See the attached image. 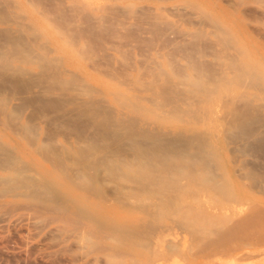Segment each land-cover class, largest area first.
Segmentation results:
<instances>
[{
	"label": "bare ground",
	"instance_id": "6f19581e",
	"mask_svg": "<svg viewBox=\"0 0 264 264\" xmlns=\"http://www.w3.org/2000/svg\"><path fill=\"white\" fill-rule=\"evenodd\" d=\"M70 2L69 9L65 7L66 11L62 5L63 0H23L24 6L34 11L37 18L42 19L53 29L54 35L56 34L59 38L55 37L57 41L60 40L64 47H73L80 58L96 66L99 64L96 60V52H102V59L111 55L101 40L104 35H99L100 39L95 36L88 41H82L79 39L80 35L77 34L74 22L77 19L85 21L87 26L84 27L94 33L96 30L99 31L106 18V23H109L111 30L108 31L105 27L102 29H107L105 31L111 34L114 32L112 26L115 22H111V17L108 15L113 12L116 5L96 6L99 13L93 14L89 11L91 7L86 3L80 0H70ZM1 7L5 9L3 5ZM117 7L122 10L119 6ZM132 8L128 6L125 8L127 11L124 12L128 13ZM138 8L137 11H144L145 7L143 9L141 7L140 10ZM166 10L169 14L170 9ZM145 11L149 10L145 8ZM172 11L176 14V10ZM2 12L0 11V20L6 22L9 17L5 19V14ZM170 14L172 15L173 12ZM184 14H182L183 21L186 20ZM113 15L115 14L112 13ZM139 15L141 18L144 17V13L143 17L137 13L138 17ZM180 15L181 11L175 16ZM190 15L184 24H188V21L191 23ZM116 16L114 17L117 19ZM138 17L132 18L136 21L131 24V27L136 25ZM140 17L138 20L143 22L144 18ZM100 19H104V22L102 23ZM258 19L259 22L260 18ZM177 21L175 20V23ZM198 21L196 25L203 23L202 20L199 23ZM145 23L148 28H141L143 31L139 30L141 25H137L138 28L135 26L134 30L128 27V30L130 28L133 32L143 33L144 30L151 32L152 29L149 26L154 22L150 25L147 21ZM192 23L195 24L194 21ZM170 24L172 25L169 23L168 26ZM208 26L210 27L209 24ZM162 28L157 29L156 26V32L164 34L161 32ZM128 30L124 33L127 34L126 36L137 35L136 33L132 35V32ZM168 31L171 34L172 29ZM157 33L156 37L159 40L160 35ZM199 33L203 37L202 32L196 35L198 36ZM20 34L18 31L16 33V30L0 31V78L2 80L0 81V228L12 227L13 230L24 231L30 237L39 238L40 241L35 244L27 235H21L18 245L10 249L4 246L3 240L0 239L1 260L4 261L9 257L16 261L15 264L26 261L31 264L40 262L43 264H152L154 260L164 261L168 252L175 253L178 250L176 242L168 239L170 224H167V219L170 217L192 234H187L184 230L189 238H192V244H190L192 247L188 246L191 252L193 250L203 256L212 257V253L215 252H222L223 255L225 254L223 251L237 250L253 242L258 246L264 245V206L254 203L243 211L237 208L231 210L229 214H227L228 211H224V203L240 204L236 201L239 199V194L233 191L230 184L232 182L227 180L230 182L228 183L219 179V173L216 172L214 164L215 149L210 151L204 143L197 140L195 133L196 120L203 119L206 115V103L216 100L224 111L223 117L219 120H223L226 124L221 131V135L225 134L228 137V140L224 138L225 141L234 143H236L235 140L243 141L244 144H241L246 147L240 148V144L234 146V151L237 147L240 151L236 150L240 153L238 156L251 153L249 157L252 154L256 157L252 160L256 164L245 159L248 162L243 160L238 169H242L248 178L251 177V181L254 179L260 183L264 182V178L263 181L260 178L264 173V124H262L264 119L261 118L263 114L258 111L261 115L256 113V117H250L254 124L247 122L250 118H246L245 114H249L250 111L245 106L248 112L244 114L246 110L242 108V104L246 105L250 100L247 93L237 92L238 88L259 87L264 84V74L255 68L254 63L240 65L236 62L237 59L228 60L227 64L232 70V75H213L212 71L209 73L206 69L212 64L215 65L216 62L208 65V61H205L204 67L202 64L204 61L199 62L194 53L191 55L193 48L194 51H199L196 48L197 42H200L198 38L197 40L192 38L193 43L190 41L187 44L184 37V40L180 39L183 42L173 43L177 37L182 38L178 35L174 36L172 40L174 49L189 51H187L188 56L182 53L185 56L181 57H188L186 64L175 63L172 58L177 51L168 46L167 50L169 52L172 50L174 54L173 52L162 54L161 59H152L148 56L144 61L140 60L141 63L139 61L134 62L132 67L130 65L128 67L130 70L125 68L116 70V66L114 67V72L118 73L123 80H129V83L139 91H147L145 99L151 104L150 107L136 102L128 104L126 94L115 88L114 102L128 106V114L118 118L115 112L109 111L102 100L92 97L81 98L82 93L90 94L89 89L79 84L74 78H65L62 71L53 67L39 54L37 47H33L36 46L35 44L31 42L30 45H33L31 48L29 43L26 44L25 37L23 38L24 33L22 36ZM154 34L151 32V36ZM182 34L184 33L181 32L180 36ZM215 34L213 35L217 40ZM111 35L108 37L111 38ZM193 35L190 36L194 37ZM201 36L199 35V39ZM108 37L105 36L107 39ZM135 38H133L134 41H136ZM153 38L155 41V36ZM206 39L208 38H205L204 44ZM221 40L226 44L229 42L225 37H221ZM162 41L160 42L163 43ZM170 42L169 37V45ZM208 43L211 45V42L208 41ZM144 46L140 45V47ZM149 46L152 47V43H148ZM201 46L202 51H208L205 52L206 54L210 53V46H206L205 49L203 44ZM122 53L124 58H129V50ZM104 61L107 63L106 60ZM33 66L39 67V71L33 72ZM111 70L110 68L108 72ZM110 75L109 73L108 76ZM157 96L160 97L159 99L164 96L169 98L177 96L180 103L175 101L174 106L169 110L159 109L162 102L158 101ZM156 97L157 100H155ZM164 98L162 101H166L167 97ZM167 103L164 105H168ZM181 103L188 104L192 114L185 117L184 120H187L185 123L177 126L174 122L184 118L182 115L188 113L180 106ZM27 109L31 111L25 114ZM240 110L244 111L243 115ZM199 112L201 116H198ZM239 112L242 117L238 114ZM138 114H143L144 118L158 123L159 126L136 131L133 128V117L130 116ZM236 115L241 117V119L238 118L240 120L245 117L247 123H242ZM40 117L47 119L46 122L42 124L38 122L37 118ZM257 117L259 121L262 120L260 124L262 129L259 124L255 125L257 124L255 121H258ZM126 121L131 122L127 125ZM171 127L177 128L176 133L165 131V128ZM230 138L234 140L230 141ZM233 148H230L232 149L230 153L235 154L236 151L234 152ZM235 155L232 154L233 158L237 159L238 156ZM257 158L262 159V161L258 159L262 163L258 166ZM236 159L234 158V162L237 161ZM239 170H235L236 174L240 173ZM243 173L239 174L240 178ZM263 188H260L261 191ZM186 191L190 193L184 197ZM262 192L264 194V190ZM248 196L243 193L245 202L241 203L246 204ZM206 197L211 201L208 207L202 206ZM13 230L11 231L16 236ZM178 233L177 236L182 235ZM185 233L179 240L188 237ZM173 238L176 239V236ZM46 240L47 242H42ZM187 240L185 238V241L181 240V243L184 241L188 244ZM41 242L44 245L42 249L39 248ZM179 247L180 251L176 253L184 254L182 246L179 245ZM182 254L179 256L175 254V256L179 258ZM175 256H172V261L175 260ZM179 260L183 261V258Z\"/></svg>",
	"mask_w": 264,
	"mask_h": 264
},
{
	"label": "rangeland",
	"instance_id": "374dc122",
	"mask_svg": "<svg viewBox=\"0 0 264 264\" xmlns=\"http://www.w3.org/2000/svg\"><path fill=\"white\" fill-rule=\"evenodd\" d=\"M3 1H5V2H3ZM80 1L89 5L91 7V8H89V11L92 12L93 14L99 13L98 8H95L96 6H101V5L114 6V5H116L114 7V10H117V11L114 12V10H113L112 13L117 15L116 17H117V19L120 20V23L122 22V25H120L119 20H117L114 17L115 15L112 16V13L108 15L111 17L110 18L111 22H115V24L110 22V24H113V26L112 25H110V26H112V28L114 27L112 30L114 32L111 34L115 35L116 37H113L108 32L109 30H111V27L109 28V23H106V18H105V23H103L104 19H100V21L102 20L101 22L103 23V25L100 27L101 32L99 29V31L96 30L97 33L96 32L93 33L91 31H89L87 27L85 28L84 26L85 25L87 26V24L85 21L83 22V20L77 19L74 22V26H76L75 29L77 30V34L80 35L79 39L82 41L83 40L88 41L89 39H91L92 37H95V36L99 38V35L100 36L104 35V37H103L104 39L101 38V40L104 43V45L106 46L107 51L109 53H111V55H112V56L110 55V57H108V58L103 57V59L106 60L107 63H105V61L101 57L102 52H96L95 53L96 60L99 64L96 66H93V65H91V63L89 64L88 60L80 58L79 55L77 54L76 50L73 47L72 48L71 47H64L63 43L60 40L57 41L55 39V37L56 38H58V37L56 36V34L54 35L53 29L51 27H49V25H47L42 19L37 18V16L34 15V11H32L28 7L24 6L23 0H0V6L3 5L5 8V9H3L1 7L3 10L0 8V11L4 12L5 19H6V17H9V18H7L8 21L6 20V22L0 20V31H6L7 32V31H15L16 30V33H17V31L19 34L21 32V34H20L21 36L25 34L23 36V38L25 37L26 44L29 43L30 48H31V46H33V45H30V43L32 42L33 44L36 45L33 47H37V51L39 52V54L41 56H43L45 59H47L48 62L53 67H55L56 69H59L60 72L62 71L65 78H70V79L74 78L75 80H77L79 82V84H81V85H83L89 89L90 94L82 93V94H80L81 98L92 97L94 99L102 100L104 105H106L108 107L109 111L115 112L116 116L118 118L125 117L128 114V111H127L128 106L127 107H126V105L122 106V105H119V104L114 102L113 91L115 90V88H117L119 91L126 94L128 104L136 102V103H141L142 105L144 104V105L149 106V107L151 106V104L148 103L147 100L145 99V97L148 94L147 91H142V90L139 91V89H137L136 87L132 86L129 83V80H123L121 78V76L118 75V73L114 72V70L115 69L119 70L122 68L130 70L128 68V67H130V65L132 67L134 62H139L140 60L144 61L145 58L148 56L151 57L152 59H161L162 54L172 53L173 52L172 50H174L176 52L177 49H174V46L172 44V40L174 39V36L176 37L177 35L179 37H182V38L177 37L175 40H173V43H177L178 41L183 42V40L185 39L187 41V44H188L190 41H191V43H193L192 38L193 39L195 38L194 40H197V38H198V40L200 42H197V41H194V42H197L196 48L199 49V51H201V52L204 51V50L202 51V49H200V48H202V46H201L202 44L204 46L203 49H205L206 46H208V47L210 46L209 49L211 48L210 49L211 51L208 49L210 52L208 54L205 53L208 51H204L203 53H201L198 50H196L198 52V53H196V51H194V48H193L191 51L192 52L191 55L194 53L193 55H195L196 58L198 57L199 62L204 61L202 64H204L205 61H208L207 62L208 65H210L211 62H216L215 65L212 64V66H210V67L208 65H206V67L208 66L206 70H209V73H210V71H212L211 74H213V75H217V74L220 75L221 74L222 76H231L232 70L228 67L227 62H228V60H232V59H234V60L237 59L236 62L239 63L240 65H243V63H251V64L254 63V65L256 66L255 68L259 72L264 74V61H263L264 60V24H263L264 23L263 22V20H264V15H263L264 6H261L264 4L263 3L264 0L263 1H261V0H228V1L227 0H225V1L224 0H113V1L112 0H80ZM63 2L64 3H62V5H63L64 9H66L65 7H67L69 9V7H70L69 5L71 4L70 0H63ZM213 2L215 3L216 6L214 5ZM259 3L261 4L260 5L261 7L259 6ZM117 6L122 8L123 11L118 9ZM128 6H132L133 8L130 12L125 13L124 11H127V9H125V8H127ZM138 7H140V8H138ZM141 7H142V9H143V7H145L146 10H149V11H145V8L143 9L144 11H141L140 10ZM134 8H135V10H134ZM137 8L140 11H137L136 10ZM166 9H170V11H168V12H170V13L173 12V14L172 15L170 13H169L170 15L167 14ZM179 9L181 11V15L178 16L179 17L178 18L175 15L180 14ZM183 9H185L184 12H183ZM163 10H166V11H163ZM171 10H176L175 11L176 14L174 13V11L171 12ZM66 11H67V9H66ZM118 11H120L119 14H121L123 12L121 15H123V14L124 15L123 16L120 15L118 18V15H119ZM136 11H137V13L141 14V16L144 13V17L142 16L144 18V21H143L144 23L141 20H138L140 15L138 17ZM184 13H186L188 15H185ZM257 13L259 14V16ZM6 14L9 16H7ZM151 14H153V15H151ZM182 14L185 15V17L184 16L183 17L186 19L185 20L186 22H187V19L189 18V14H191L190 15L191 23H189V21H188L189 25L184 24L185 21H183ZM245 15L247 18L245 17ZM104 16L106 17V15H104ZM124 16L127 17V19ZM134 16H135V18L138 17L136 25L135 24L134 25L135 26L141 25V27L139 28L140 31L142 30L141 28H143V29L148 28L147 24L145 23L146 21L149 22V25L151 22L152 23L154 22V24H151V26H149V25L148 26L151 27V29H152L151 32L155 33L154 36H155V39L157 40V41L155 40L156 42L153 40L154 36L153 35H152L153 37L151 36L150 30H148V32L144 30L143 33H140V31L133 32V30H134L133 28L135 26L133 27V25H132V27H131V24L134 21H136V20L133 21V19H132V18H134ZM251 16H252V18H254V20H251L252 19ZM145 17H146V20H145ZM147 17L150 19H148ZM257 17L260 18L259 22H258L259 19ZM143 18H141V19H143ZM151 18H153V19H151ZM200 18L203 21V23L201 22L202 23L201 25H198V24L196 25L198 20L201 21ZM205 19H206V21L204 22ZM175 20L176 21L178 20L177 23H175ZM139 21H141V22H139ZM192 21H194L195 24L192 23ZM199 21H198V23H199ZM261 21H262V23H261ZM123 22H124V24H123ZM206 22H207V25L205 26ZM80 23H82L81 24L82 28L79 27ZM163 23H164V25H165V23H167L166 24L167 26L165 25V27H163L164 26ZM169 23H172V25L170 24V26H168ZM129 24H130V26H129ZM192 24H194V26ZM208 24L210 25V27L208 26ZM153 25H155V26L153 27ZM159 25H160V27H159ZM122 26H123V28H122ZM138 26L136 28H138ZM156 26H157V29L163 27L162 28L163 31H161V32H164V34H161V33L159 34V32L157 33L156 32ZM216 26H218L219 29H218V27L215 28ZM103 27L107 28L108 31H105V30H107L105 28H104L105 30H103L102 29ZM128 27L133 29L132 30L129 28L130 32H132L131 33L132 35L134 33H136L137 35L140 34L138 36L139 38L137 37V35L136 36L133 35L134 37L131 36L132 37L131 38L129 33H128L129 36H126L127 34L125 35L124 33L128 30ZM166 27H169V28H166ZM117 29H119V30L116 32ZM171 29H172V31H171ZM197 29H199V30H197ZM136 30H138V29H136ZM168 30L171 31V34H169ZM180 31L182 33H184V34H182V36H180V33H181ZM165 32L168 34L166 35ZM185 32H186V34H185ZM198 32H202L204 34L203 37L201 36L200 33L197 36L196 34ZM156 33L158 35H160L159 37L161 40L160 39L158 40V38L156 37L157 36ZM189 34L190 35L194 34L193 35L194 37L190 36ZM213 34L217 35V40H216V36L214 37ZM106 35H107V37L111 35V38L110 37H108V39L105 38ZM186 35H188V36H186ZM199 35L201 36L200 39H199ZM122 37H124V38L126 37V38L123 39ZM128 37H129V39H127ZM135 37H137L139 40L142 39V40H144V42H147L146 44H144V42H142V40L140 42L142 44V46H144V45H146V46L140 47L141 44L140 45L138 44L139 40ZM144 37H145V39H143ZM151 37H152V39H151ZM169 37H170V41H171L170 45L168 44ZM183 37H184V39H183ZM221 37L227 38L229 41L228 44L223 43V41L221 40ZM133 38H135L136 41H134ZM205 38H208V39H206V44H204ZM219 38L221 41L219 40ZM131 39H133V40H131ZM149 39L152 42L149 41ZM166 39H168V41H166ZM180 39H183V40L180 41ZM124 41L126 43H123ZM160 41H162L163 43L165 42V44L163 45V43H161ZM208 41L211 42V45H210V43H208ZM148 43H152V47L151 46L148 47ZM168 46L170 48H172V50H170L171 52H169L167 50ZM213 47L216 50H214ZM137 48H139V49H137ZM141 48H142V50H141ZM187 48H188V45H187ZM188 49L190 50V48H188ZM125 50L130 51L129 58L128 57L124 58L122 52ZM143 50H145L146 52L144 51V53H140ZM187 51H182V50L180 51L179 50L176 52V55H173L175 53V52H173V54H171V55H173L174 58H172V56H171V58L178 65H184V64H186V60L188 59V57H185V58H181V57H183V55H184V54L182 55V53H185L187 55L188 54ZM157 53H158V56L160 55L159 57L157 56ZM214 53H215V56H214ZM139 54L140 55L144 54L143 55L144 57L142 55L140 56ZM201 55H202V57H201ZM117 60L119 62H117ZM108 61H109V63H108ZM122 63L124 64V67H123ZM139 63H141V61ZM107 64H108V66H107ZM214 66H215V68H214ZM114 67H115V69H114ZM204 67H205V64H204ZM211 67L213 70L211 69ZM110 68L112 70L108 72V70ZM219 68H221V69H219ZM215 69H217V70H215ZM229 69H230V72H229ZM32 70H33V72H37V71H39V67L33 66ZM123 71H126V70H123ZM214 72H216V74ZM109 73L111 74L110 76H108ZM111 77L113 78V80ZM0 81H2L1 78H0ZM124 83H125V85H124ZM177 89L181 90V88L180 89L177 88ZM136 92H137V94H136ZM237 92L247 93L246 95L249 97V100L251 102V103L250 102L246 103V105H244V103L242 104L243 109H245V106H246V108L249 109V111H250L249 114H245L248 112L247 109H245L246 110L245 112L243 110H240V112L241 113L244 112L246 118H250L252 116L256 117V113H258V111H260L263 115H261L260 112L258 114L262 116L261 117L262 119H264V117H263L264 116V84L260 85L259 87L256 86V87H250V88L249 87L248 88L242 87L240 89L238 88ZM130 94H132V95H130ZM134 94L136 95V97ZM54 95H57V94H54ZM173 96H175V94H173ZM173 96H170V98L172 97V99H170L169 96H164L165 98L167 97L166 99L163 97L166 101H162L163 98L159 99L160 97L157 96L158 101L161 100V102H162V104L159 105L161 107L159 109L169 110L171 107L174 106L175 101L177 103H180L179 98L177 96L176 97H173ZM253 96H254V98L252 99ZM157 97L155 98V100H157ZM104 101H106V103ZM164 103H167L168 105H164ZM200 104H204V103L200 102ZM206 104H207L206 105L207 108L205 106V108H206L205 117L203 119H197L196 120L197 124L195 126H197V128L195 130V133L197 135L196 136L197 140L198 141L200 140L201 143H204L210 151L212 149H215L214 164L216 165L215 166V169L217 170L216 172L219 173V175L218 174L217 175H218V177H220L219 179H221L222 181L229 180L230 182H232V183H230L227 181L228 183H230L232 185L233 191L236 192L237 194H239V199H240V200L239 199L236 200L238 203H240L238 205H236L235 202L224 203L225 204V206H224L225 210L224 211H226V212L228 211L227 214H229V212H231V210H234L236 208L240 211H243L250 204H254V203L261 204L264 206V194H262L263 193L262 191L264 190V188H263L264 182L260 183L259 181H256L254 179L252 180L253 181L252 182L250 180V179H252L251 177L248 178V176H246L243 173L242 169L241 170L238 169L241 167L243 160L245 161V159L246 160L249 159L252 161V160H255L256 157L254 156V154H252L253 157L252 156L249 157L248 155L249 154L251 155V153H249V154L246 153V155L238 156L240 154L239 153L240 151L237 149L238 148L237 147L236 150H238L239 152L236 150H235L236 151L235 152L234 151L235 147L239 146V144L241 145L240 148H243L246 146L245 145L242 146V144H244V143L241 140L239 142H238V140L237 141L235 140L236 143L229 142V141H227L228 137L225 136V134L221 135V131L224 128V126L226 125L223 120H219L220 117H223V115H224V111L222 110L221 105L219 103H217L216 100H214V99H213V101L211 100L210 103H206ZM261 104H263V105H261ZM254 105H255V108H253ZM180 106L183 109H185L188 113L182 115V117H184V118H182V119L180 118L179 121L174 122L175 124H177V126L181 125L182 123H185L187 121V120H184L185 117H188L192 114L191 110L189 109L191 107L188 104L181 103ZM239 107H241V105ZM256 108H257V111H255ZM179 109L181 110L180 107H179ZM30 111H31V109H27L25 114L29 113ZM207 111H209V112H207ZM240 112L238 114H240V116L242 117L243 113L241 115ZM198 116H201L200 112H199ZM237 116H239V115H236V117ZM130 117H133V119H132V120H134L133 128L136 131H141L143 129L144 130L145 129H153V128H157V126H159L158 123L152 122V121L144 118L143 114L131 115ZM241 117H237V119L238 118L241 119ZM244 118H242V119L244 120ZM246 118H245L244 122H243V120H240V119H238V120L242 121V123H244V124H246L247 122H250V124H252L253 119L250 118L249 120H247ZM257 119H258V121L260 120L259 117H257ZM46 120L47 119H45L44 117L37 118V121L40 122L41 124L46 122ZM246 120H247V122H245ZM255 120L256 119H254V121ZM240 121H239V123H241ZM258 121L257 122L255 121V123H257L255 125L259 124V126H261L260 128L262 129V125H260L262 123L261 122L262 120L259 121L260 123H258ZM130 122L131 121H129V123H128V121H126V124L127 125L130 124ZM253 124H254V122H253ZM262 124H264V123H262ZM259 126H256V127L258 128ZM165 131H169L170 133H176L177 128H172V127L171 128H165ZM68 137H70V136H68ZM224 138L227 139L226 140L227 143H226ZM231 140H234V139L230 138V141ZM231 147L232 148L234 147L233 151L236 154L235 155L234 153L231 152L233 154V156L234 155L238 156L237 159H236V157H234L237 160L235 162H234V158H233L232 154L230 153V151L232 150V149L230 150ZM241 154H243V152H241ZM258 159L262 161L261 158H257V160ZM259 160L257 161V166H258V164H262V163H260L261 161L259 162ZM248 161H245V162H248ZM251 161H249V162H251ZM253 162L254 161H252L251 163H253ZM254 163L256 164V162H254ZM235 170H239L238 172L243 173L245 175L244 176L243 174H241L242 177L243 176L245 177L244 181H243L242 177L240 178V175H239L240 173L236 174ZM260 178H262V181H263L264 173L261 174ZM248 182H250V183H248ZM261 184H262V186H261ZM254 187H255V189H254ZM259 187L261 189L263 188V190L261 191V189ZM189 193H190L189 191H186L184 193V197L187 196ZM243 193H246L249 195L248 196L249 198H248V201L246 202V204L241 203V202H245L244 198L242 197ZM210 204H211L210 199L206 197L203 201L202 206L208 207V206H210ZM174 223H176L177 225ZM167 224L168 225L170 224L169 228L171 229V230L169 229L168 239L173 240V242H176V244L178 245V250H176L175 253H173V251L168 252L165 255L164 261L154 260V262L152 264H172L174 261L176 262V264H178L177 261L181 257L183 258V261L179 260L180 261L179 264H264V245L263 244L261 246H258V244L255 242H253L254 244L248 243V244L244 245L243 247H241L240 249H237V250H233V251L229 250V252L223 251V253L225 252V254H223V255H222V252L221 253L220 252L212 253L213 256L210 257V255H208L210 257L208 259V258H205L208 256L200 255L198 253H195L193 250L191 252L190 248L192 246H190V244H192V238H189V235H187L190 233L184 227H181L179 225V223L176 222V220H174L172 217H170L167 219ZM172 228L173 229L175 228V229L172 230ZM11 230H13L12 227L0 228V239L3 240V245L8 246L10 249L13 247H16L18 245V241H19L18 239H19V236H21V235H24V236L27 235V237H29V240L35 244L40 241L39 238L37 239L35 237H30L29 234L24 232V231L17 232L16 230H13L14 233L16 234V236H15ZM184 230H185V232L187 231V234L184 232ZM171 231L173 234L171 233ZM175 231L177 233L180 232V234L182 233V235H184V233H185V236L186 235L188 236V237H185L186 240L188 238L190 239V240L189 239L187 240V241H189L188 244H186L187 242L186 243L184 242L185 238L181 239V240H184L181 243V240H179V239L182 237V235L177 236L179 233L177 234V233H175ZM170 234H171V236H170ZM190 235H192V234H190ZM12 236L13 237L15 236V237L13 238ZM173 236L174 237L176 236V239L177 238L178 239L176 240L175 238H173ZM174 239H175V241H174ZM42 242L43 243L47 242V240L42 241ZM11 243L12 244L14 243V244L12 245ZM43 243L41 244V246L39 245L40 249L44 248ZM179 245L182 246L181 249H183L182 251L184 252V254L178 252L179 254H182V255H181V257L177 258L179 256V254H177L176 252L180 251ZM184 246L187 248H185ZM188 246H190V248ZM249 246H250V248H249ZM187 250H188V252H187ZM249 251H251V253H249ZM226 252H228V253H226ZM192 253H194L193 256H192ZM216 253L217 254L220 253V255H222V256L217 255ZM246 253H249V254H246ZM175 254L178 256L176 257ZM245 255L247 257H245ZM172 256L173 257L175 256L177 259L175 258V260L173 259V261H172V259H171V258H173ZM241 257H243V258L240 259ZM2 261L3 260L0 259V264L1 263L2 264H15V262H16V261H13L12 259H10L9 257L5 258L3 262ZM40 263H38V264H40ZM21 264H31V263H29V261H26V262H21ZM41 264H43V263H41Z\"/></svg>",
	"mask_w": 264,
	"mask_h": 264
}]
</instances>
